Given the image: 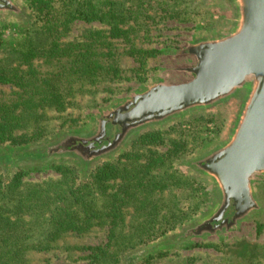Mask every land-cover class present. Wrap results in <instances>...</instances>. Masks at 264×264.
<instances>
[{
  "label": "rangeland",
  "instance_id": "374dc122",
  "mask_svg": "<svg viewBox=\"0 0 264 264\" xmlns=\"http://www.w3.org/2000/svg\"><path fill=\"white\" fill-rule=\"evenodd\" d=\"M12 1L19 12L0 14V38L5 43L18 41L23 29L34 28L31 26L35 21V12L28 9L27 0ZM79 1L82 5L81 11L88 18L65 19L67 27L60 34L59 42L68 48L66 52H72L66 56L65 62L93 61L95 64L107 66L106 69L113 73H106L93 87L94 95L78 97L76 102L80 106L71 109L67 113L69 116L63 114L64 119H55L50 124L48 133L42 138H30L25 146H0V173L4 177H11L19 171H25V182L38 183L59 176L53 170L55 165H76L81 171V177L85 178L98 165L125 153L131 141L145 131H168V135L160 142L164 143L167 137H171L170 127L177 124L185 130L190 127L197 133L198 138L192 143L189 142L193 147L192 153L186 155L180 164V169L184 172L181 176L186 178V183L170 186L162 193L153 190L146 192L150 199L166 197L165 206L160 202L161 213L175 214V217L164 234L125 253L122 264H264V176H256L254 180L255 193L260 204L258 212L252 213L227 232L196 237L183 235L184 231L205 218L218 201L215 187L192 167V162L227 139L239 110L240 98L132 131L115 151L89 164L69 152L48 155L43 162L21 156V152L43 150L69 136L92 137L98 119L154 83L174 85L189 81L191 75L186 70L196 62L193 56L185 53L186 49L194 42L229 32L235 16V11L226 0H124L125 7L131 8L134 13L126 22H120L114 18H95L97 16H94V7L100 11L108 10L105 0H76L78 3ZM126 15L123 13V16ZM45 21H41L33 30ZM1 54L0 50V57ZM34 63L36 67L40 64L36 61ZM46 67L56 69L58 64ZM25 77L15 73L14 81H25ZM15 90L13 85H0V104L16 100L17 96L13 93ZM41 97L43 95L39 94L38 98ZM51 116L60 114L51 111ZM160 143L153 145V150L167 153L170 146ZM158 207L157 204L155 208L158 210ZM135 211L134 208H129V215ZM155 227L162 229V226L156 224ZM109 229L107 225L96 227L85 235L64 236L58 241L57 249L35 255L34 261L84 264L85 257L90 253L87 248L103 245Z\"/></svg>",
  "mask_w": 264,
  "mask_h": 264
},
{
  "label": "trees",
  "instance_id": "16d2710c",
  "mask_svg": "<svg viewBox=\"0 0 264 264\" xmlns=\"http://www.w3.org/2000/svg\"><path fill=\"white\" fill-rule=\"evenodd\" d=\"M104 4L106 11L94 7L95 18L126 22L134 13L124 0ZM27 6L35 12L31 27L46 21L35 30L23 29L16 42L0 38V85H13L17 96L0 104V146H25L30 138H42L55 119H64L80 106L78 97L94 95L93 87L110 71L93 61L65 62L72 52H66L68 48L59 40L67 20L88 18L80 1L27 0ZM34 61L40 64L36 67ZM53 64L58 68L46 67ZM15 73L26 75L25 81L15 83ZM39 94L43 97L38 98ZM51 111L60 116H51ZM179 125L170 127L171 137L164 143L160 142L168 131L139 134L125 153L98 165L85 178L76 165H55L59 176L38 183L25 182V171L11 177L0 173V264H50L35 262V255L57 249L64 236L85 235L107 225V240L87 248L90 253L84 264H122L125 253L164 234L175 214L161 213L160 202L165 206L166 197L150 199L146 192L162 193L186 183L180 164L192 153L191 143L198 137L190 127L185 130ZM158 143L170 146L167 153L153 150ZM20 154L36 162L48 157L44 152ZM129 208L135 213L129 215Z\"/></svg>",
  "mask_w": 264,
  "mask_h": 264
},
{
  "label": "water",
  "instance_id": "95a60500",
  "mask_svg": "<svg viewBox=\"0 0 264 264\" xmlns=\"http://www.w3.org/2000/svg\"><path fill=\"white\" fill-rule=\"evenodd\" d=\"M235 11L226 34L192 43L185 51L195 59L185 83H154L135 93L97 120L92 137L69 136L64 143L85 164L115 151L132 131L159 124L187 112L210 109L240 98L227 139L192 162V167L216 189L218 201L201 221L183 235L227 232L258 212L254 180L264 176V0H226ZM19 12L12 0H0V14ZM51 153L48 155H60ZM214 223V225H212Z\"/></svg>",
  "mask_w": 264,
  "mask_h": 264
},
{
  "label": "flooded vegetation",
  "instance_id": "af4514ba",
  "mask_svg": "<svg viewBox=\"0 0 264 264\" xmlns=\"http://www.w3.org/2000/svg\"><path fill=\"white\" fill-rule=\"evenodd\" d=\"M73 146L74 145L72 143H70V144H67V143L65 144L64 143L63 145H61V146H59V147H57V148H55L53 150L46 151V153H47V155H48L49 152H51V153H61V152L62 153H68V151L70 149H72ZM212 225H214V223ZM191 234H189V235H191Z\"/></svg>",
  "mask_w": 264,
  "mask_h": 264
}]
</instances>
